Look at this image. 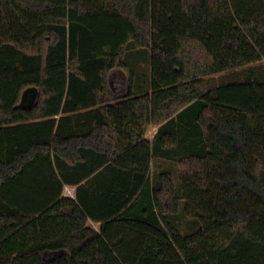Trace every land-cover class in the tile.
Instances as JSON below:
<instances>
[{
  "label": "trees",
  "instance_id": "trees-1",
  "mask_svg": "<svg viewBox=\"0 0 264 264\" xmlns=\"http://www.w3.org/2000/svg\"><path fill=\"white\" fill-rule=\"evenodd\" d=\"M262 62L264 0H0V264H264Z\"/></svg>",
  "mask_w": 264,
  "mask_h": 264
},
{
  "label": "crops",
  "instance_id": "crops-1",
  "mask_svg": "<svg viewBox=\"0 0 264 264\" xmlns=\"http://www.w3.org/2000/svg\"><path fill=\"white\" fill-rule=\"evenodd\" d=\"M150 72L151 71H150L149 67L144 62H142L140 60L138 62V65L135 67V80L133 82H130L128 77H125L124 75H122L119 72L118 73H112V75L110 76L109 87L114 91L117 90L119 93H124V94H126L130 90V87H132L131 91L134 94L138 95L139 92L141 90H143L144 88H146V90H147V86L149 85V79L151 78ZM214 77L221 79V78H225V75L220 74V75L213 76L212 78H214ZM142 79H143V81H142ZM150 94H151V92H150ZM59 118H60V116L57 117V119H59ZM124 118H125L124 123L126 125L130 121L129 115H125ZM187 118H189V117L185 116V120L184 119L183 120L182 119L181 120L176 119L178 121V126H179L178 128H181L182 130H184V128L187 127L186 123L189 121V119H187ZM92 121L93 120L91 119V121L89 120V123H87V126H86L87 131H89L91 128L94 129V127H96V125L92 126V124L90 123ZM82 124H83V122H79V126H82ZM160 128H161V126H156L154 124H151L148 128L147 133H146V139L149 140L150 142H153L155 140V137L158 134ZM187 129H189V128H187ZM102 130L104 131L105 134H107V132H111V133L116 134V132L111 127L104 126L102 128ZM123 132L125 134H128V132H130V126L129 125L124 126ZM155 163L157 165L159 163H163V164L164 163H171V164L178 165L176 163H173L172 161H168V160H165L162 158H153L151 161L152 174L157 173V172H171L173 174L171 169L161 170L160 168H157V167L155 169V166H156ZM173 176H174V174H173ZM76 191H77V187L68 186V187H66V189L64 191V197H69V198L75 199L76 198ZM99 202H100V204H104V201H99ZM89 226L91 228L99 231L101 229V227L103 226V222L90 221Z\"/></svg>",
  "mask_w": 264,
  "mask_h": 264
},
{
  "label": "rangeland",
  "instance_id": "rangeland-1",
  "mask_svg": "<svg viewBox=\"0 0 264 264\" xmlns=\"http://www.w3.org/2000/svg\"><path fill=\"white\" fill-rule=\"evenodd\" d=\"M245 74H248L251 78H255L260 83L264 84V62L240 70L237 72V74H225V78L219 79L210 77L207 80L210 86H218L220 83L229 84L233 82H242L244 79L241 78V76ZM156 167L160 168L161 170L171 169L174 174L176 183L178 185L180 184L179 175L181 170L179 165L171 163H159L158 165L156 164L155 169ZM168 219L170 220L171 224L179 229L180 232L184 235L190 234L200 226L197 219H194L193 217L187 215L183 210L179 212L177 216L172 215L169 216Z\"/></svg>",
  "mask_w": 264,
  "mask_h": 264
}]
</instances>
